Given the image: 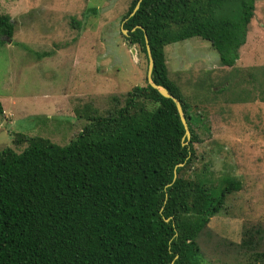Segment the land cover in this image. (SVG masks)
<instances>
[{
  "label": "trees",
  "instance_id": "1",
  "mask_svg": "<svg viewBox=\"0 0 264 264\" xmlns=\"http://www.w3.org/2000/svg\"><path fill=\"white\" fill-rule=\"evenodd\" d=\"M136 1L121 18L123 37L146 58L145 34L151 81L178 99L189 138L172 100L146 80L111 94L102 112L77 108L84 122L62 145L14 134L19 150L0 149V264H201L197 238L240 181L186 175L208 126L167 75L163 47L200 37L220 66L233 67L253 0H139L129 15ZM9 19L0 13L1 42L12 34ZM227 75L221 89L232 87ZM244 264H264V251H250Z\"/></svg>",
  "mask_w": 264,
  "mask_h": 264
},
{
  "label": "rangeland",
  "instance_id": "2",
  "mask_svg": "<svg viewBox=\"0 0 264 264\" xmlns=\"http://www.w3.org/2000/svg\"><path fill=\"white\" fill-rule=\"evenodd\" d=\"M129 2L0 0V13L13 25L0 41V149L13 146L14 134L62 145L84 122L77 108L102 112L111 94L144 84L146 58L121 32ZM253 5L231 68L220 66L200 37L163 47L167 75L208 126L193 143L186 175L212 184L222 176L240 181L197 238L201 264H244L250 251H264V0ZM226 74L232 90L221 89ZM241 90L250 92L242 94L246 101H227Z\"/></svg>",
  "mask_w": 264,
  "mask_h": 264
},
{
  "label": "water",
  "instance_id": "3",
  "mask_svg": "<svg viewBox=\"0 0 264 264\" xmlns=\"http://www.w3.org/2000/svg\"><path fill=\"white\" fill-rule=\"evenodd\" d=\"M138 2H139V0L136 1V3L134 5V7L132 8L131 12L129 13V15H131L134 12V10L137 8ZM137 27H139V26H137ZM121 32H123V34H126V30L123 28H121ZM143 38H144V48H145V54H146L145 80L149 84V86L157 89L158 93L161 96H163L165 98H170L172 100V102L175 106V110L177 112L178 118L180 120V123L183 127V137L187 140L189 138V130H188L186 121L184 119V116L182 114V109H181V106H180L178 99H176L174 96L170 95L169 92L164 87H162L160 85H156L153 81H151V69H152L153 61L151 58L149 46L147 44V39H146V36L144 33H143ZM178 165H181V164H178Z\"/></svg>",
  "mask_w": 264,
  "mask_h": 264
},
{
  "label": "crops",
  "instance_id": "4",
  "mask_svg": "<svg viewBox=\"0 0 264 264\" xmlns=\"http://www.w3.org/2000/svg\"><path fill=\"white\" fill-rule=\"evenodd\" d=\"M241 46V45H240ZM238 51V50H237ZM262 65H264V64H262ZM3 109V108H2ZM3 114V113H2Z\"/></svg>",
  "mask_w": 264,
  "mask_h": 264
}]
</instances>
